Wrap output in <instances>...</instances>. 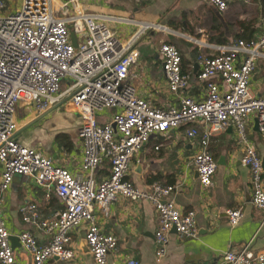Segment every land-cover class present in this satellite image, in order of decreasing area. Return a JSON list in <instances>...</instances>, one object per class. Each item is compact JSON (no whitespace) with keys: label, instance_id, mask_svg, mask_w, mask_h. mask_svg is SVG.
<instances>
[{"label":"built area","instance_id":"obj_1","mask_svg":"<svg viewBox=\"0 0 264 264\" xmlns=\"http://www.w3.org/2000/svg\"><path fill=\"white\" fill-rule=\"evenodd\" d=\"M205 1L219 11L226 9L224 0ZM77 6L75 0H20L18 11L6 13L4 0H0V264H16L1 214L3 194L15 176L31 178L61 204V209L48 218H42L34 204L19 207L27 229L16 238L21 250L29 255L30 264H50L52 259L70 261L73 252L67 248L69 234L79 227L84 229L92 264H106L116 239L100 231L97 218L106 217L109 206L118 198L153 206L157 218L153 233L156 259L164 256L171 230L179 238H196L194 213L181 212L168 199L172 187L154 182L143 191L126 178L133 156L151 135L184 125L190 126L185 136L196 145L191 166L204 189L210 187L216 168L208 151L210 138L225 128L234 131L239 163L250 173V202L263 213L264 223L261 159L245 132L246 122L253 115L256 132L264 138V96L253 97L248 90L257 61L263 57L264 31L228 46L202 44L215 53L202 55L197 62L195 79L205 88L200 101L180 95L189 76L181 72L177 49L161 43L160 70L167 91L178 94V105L155 108L137 97L129 83V69L137 60L133 44L140 32L161 28L142 24L140 32L121 43L99 22L100 17ZM58 12L60 16L54 17ZM70 32L75 48L69 40ZM64 79L67 83L60 89L59 82ZM19 103L30 104L36 117L63 105L78 115V175L15 138L14 114ZM107 110L112 111L109 121L99 124L97 115ZM105 161L108 173L97 182L95 174ZM240 216L238 210L227 211V223L236 225ZM31 229L47 236L46 244L38 245ZM124 264L137 262L128 259ZM221 264H264V250L252 253L248 245L229 249L222 254Z\"/></svg>","mask_w":264,"mask_h":264},{"label":"crops","instance_id":"obj_2","mask_svg":"<svg viewBox=\"0 0 264 264\" xmlns=\"http://www.w3.org/2000/svg\"><path fill=\"white\" fill-rule=\"evenodd\" d=\"M79 10L89 11L105 24L121 42H128L140 32V25L152 24L161 29L140 32L133 47L137 60L129 69V83L137 97L155 108L178 105V94L166 89L160 70L158 47L173 45L180 56V69L189 76L186 89L180 95L195 101L204 97V83L195 79L198 60L202 55L215 53L210 46H228L238 40H250L264 31V0H224L226 9L219 11L205 0H75ZM134 20L133 22L131 20ZM256 70L248 82L253 97L264 96V49ZM63 85L62 89L64 88ZM57 107L36 117L32 106L19 103L14 114L15 138L25 147L35 149L55 165L72 175L79 174L80 143L76 135L79 117L73 111ZM66 109V110H65ZM112 111L97 115L99 124L109 121ZM189 125L164 134H153L133 156L126 174L135 187L146 191L158 182L173 188L168 199L181 212L192 211L197 237L179 238L173 230L168 233L164 256H154L153 233L157 226L156 213L148 202H130L118 198L109 206L106 217H98L97 225L105 235L116 239L115 250L107 255L106 264H124L132 259L137 264H221L222 254L229 249L248 245L252 253L264 250L263 213L250 202V173L239 163L240 150L234 143L231 128L214 134L208 151L216 163L210 187L202 188L191 166L196 145L185 136ZM247 138L261 160H264V138L260 137L251 115L245 126ZM158 146L157 150H153ZM1 171V166H0ZM108 173L103 166L97 170L98 182ZM264 189V166L261 173ZM34 204L42 218H48L61 204L51 191L35 185L28 177H14L3 194L2 219L10 237L27 229L21 222L19 207ZM238 210L240 219L230 226L226 212ZM38 245L48 237L31 229ZM79 227L69 234L67 248L73 252L70 261L52 259L50 264H92ZM13 256L16 264H30V257L19 246Z\"/></svg>","mask_w":264,"mask_h":264},{"label":"rangeland","instance_id":"obj_3","mask_svg":"<svg viewBox=\"0 0 264 264\" xmlns=\"http://www.w3.org/2000/svg\"><path fill=\"white\" fill-rule=\"evenodd\" d=\"M59 1L60 3H64V2H67L68 0H57ZM4 3H5V7H6V13L10 12V13H14L16 11L19 10L20 8V0H4ZM69 6V5H68ZM5 14V13H3ZM54 17H59L60 16V13H56L53 15ZM67 79H64V80H61L59 82L60 84V89H62L63 85L65 83H67L66 81ZM62 108H67L69 111L71 110L70 108H68L67 106H64ZM66 110V109H65ZM72 111V110H71Z\"/></svg>","mask_w":264,"mask_h":264},{"label":"water","instance_id":"obj_4","mask_svg":"<svg viewBox=\"0 0 264 264\" xmlns=\"http://www.w3.org/2000/svg\"><path fill=\"white\" fill-rule=\"evenodd\" d=\"M69 40L71 45L75 48L76 47V43H75V38L72 32H70L69 34ZM254 126H255V120H254ZM261 166L263 168L264 166V160H261ZM15 177H19V176H15ZM9 242H10V246L11 249L14 250L15 246H19L17 238L16 237H9Z\"/></svg>","mask_w":264,"mask_h":264},{"label":"trees","instance_id":"obj_5","mask_svg":"<svg viewBox=\"0 0 264 264\" xmlns=\"http://www.w3.org/2000/svg\"><path fill=\"white\" fill-rule=\"evenodd\" d=\"M104 168H108V163L105 161L102 165Z\"/></svg>","mask_w":264,"mask_h":264}]
</instances>
